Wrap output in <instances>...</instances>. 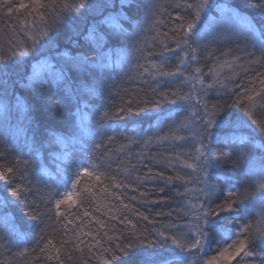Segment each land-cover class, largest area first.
Segmentation results:
<instances>
[{
    "label": "trees",
    "instance_id": "16d2710c",
    "mask_svg": "<svg viewBox=\"0 0 264 264\" xmlns=\"http://www.w3.org/2000/svg\"><path fill=\"white\" fill-rule=\"evenodd\" d=\"M32 2L0 0V56L8 58L12 69L3 78L6 83L0 85V104H8L10 109L7 113L0 109V145L6 140L10 142L9 147H0L5 153L0 157V167L15 165L20 160L17 167L24 169L23 162L30 159L29 150L24 147L25 137L31 138L36 127L34 122L71 134L75 113L77 124L82 121L89 134L74 142L69 135L66 148L60 144L46 145L40 163H30L23 179L17 174L16 183L22 186V201L11 196V186L0 182V264H105V261L108 264H166L172 261L174 258L168 248L152 241L158 238V232L168 234L178 228L186 232L194 230L195 212L189 214L185 209L205 203L199 191L204 188L203 174L185 166L187 162L196 167L195 161L187 159L189 154H194L196 143V122L191 113L202 114L204 105L209 111L213 105L225 106L235 117L248 122L250 127L241 132L247 136L248 131L256 132L255 125H251L241 108L227 107L245 98L244 106L249 108L252 118L264 120V100L257 97L249 104L245 93L252 87L259 90L264 66L249 64L246 57L241 61L234 59L236 55L243 56L240 51L244 48L243 34L251 39L255 35L253 30L264 29V7L256 0H213L214 7L209 15L218 19L234 15L231 23L237 35L219 36L216 43H209L207 52L201 49L191 53L189 50L185 55V51L176 48L183 35L178 26L193 19L195 5L200 0H127L123 6L121 0H114L107 8L95 11L70 8L62 11V4L71 5L74 0H56L54 8L40 10L45 17L43 21L31 7H19ZM188 4L193 7L188 8ZM101 13L114 17L111 24L104 25L105 33L118 32L122 28L123 34L110 39L102 49L107 67L99 70L103 84L96 95L89 97L80 90L82 85H93L86 73L75 74L59 86L54 82V70L48 65L59 67L56 49L41 48L39 53H30L25 63L19 66L14 63L12 52L24 46L31 50L32 37L38 38L41 30L56 34L59 51L63 52L70 43L69 37L84 33L101 19ZM177 16L183 17V21H177ZM33 23L35 28L31 26ZM208 40L210 42L212 36ZM73 49L96 57L83 37L79 48L73 46ZM223 52L230 54L224 56ZM45 57L49 58L47 63ZM177 65L182 68L177 69ZM34 69L46 79L42 97L24 87L27 83L25 73L31 74ZM173 71L178 74L161 75ZM65 88L83 96L88 107L85 109L82 102L80 111L76 112V102L64 95ZM173 92H176L175 97ZM172 99L177 103H171ZM17 101L23 107H17ZM155 101L160 102L159 107ZM28 107L31 110L26 116ZM104 112H108L109 117L101 120ZM117 112L119 117L113 115ZM261 141L264 135L257 133L254 141L257 146L250 152L257 166L264 165ZM220 150L235 160L240 148L228 145L221 146ZM65 152L75 160L82 159L85 164L90 159L98 166L96 174L101 176V181L95 176H81L80 183L73 188L76 177L72 171L65 175L63 169L67 166L60 159ZM76 167L73 165V169ZM149 170L153 177L157 172L165 177L179 173L182 179L174 184L160 178L146 179ZM242 170L246 171V163L234 167L231 162H224L212 170L211 183L223 186L226 176L235 181V174ZM248 184L251 180L238 186ZM85 189L87 195L83 194ZM178 190L184 195H177ZM226 190L217 195L223 196ZM252 190L249 188V192ZM65 191L71 192L72 202L61 204L62 215L57 216L54 201L62 199ZM141 192L145 193L143 197ZM244 208L242 222L250 224L253 230L264 229V203L259 199L246 200ZM25 213L38 219L32 220ZM237 230L230 221H225L223 227L218 226L204 251L189 257L192 264L219 259L220 252L238 238ZM115 237L120 240L116 241ZM136 237L145 243L127 253L116 249L118 242L126 244ZM49 240L55 247L48 243ZM237 262L264 264V243L256 239L248 255L237 257L232 264ZM220 264L226 262L220 259Z\"/></svg>",
    "mask_w": 264,
    "mask_h": 264
},
{
    "label": "snow or ice",
    "instance_id": "6c2138e0",
    "mask_svg": "<svg viewBox=\"0 0 264 264\" xmlns=\"http://www.w3.org/2000/svg\"><path fill=\"white\" fill-rule=\"evenodd\" d=\"M127 0H121V6L126 3ZM7 3V0H5ZM56 0H33L31 5L21 4L19 7L31 9L38 14L41 21L45 19L44 14L40 12L41 9H46L48 7H55ZM110 3H114V0H74L71 5L62 4L61 9L67 10H92L95 11L97 8H107ZM256 3L264 7V0H256ZM188 8H192V4L187 5ZM214 7L213 0H200L198 4L195 5V14L191 21L186 24L181 22L178 26V31L183 30V35L176 43V48L185 51V55L191 53H197L201 49L207 52L209 43H216L217 37L224 35H237L233 30L231 21L235 19L234 15H229L227 17L221 16L219 19L214 15H209ZM227 11H231L230 9ZM12 8H8V14L11 15ZM114 17L109 14L104 16L101 13V19L97 21L92 27L86 28L84 33H76L74 36L69 37V45L65 47L63 52L59 51L58 36L47 29L41 30L39 37H32V49L30 50L27 46L19 47L18 50L12 52V57L14 58V63L19 66L25 63V58H27L30 53H39L41 48H46L48 50H57V59L59 67L56 64H49L48 66L54 70V82L59 86L65 83L71 76L78 73H86L91 77L93 81L92 86L82 85L81 92L87 94V96L96 95L97 91L102 88L103 80L100 74V69L107 67L105 61V54L102 49L106 46L107 42L113 37L119 38L123 34V29L120 28L118 32L105 33L102 29L104 25L111 24ZM177 21H183V17H175ZM198 24L201 26L198 27ZM33 28L36 27L35 23L31 25ZM255 35L249 39L247 34L244 35V48L240 49L243 56L236 55L234 59L237 61L244 60L247 58V63L258 64L264 66V29L253 30ZM212 36V40L209 42L208 37ZM81 37L91 45L92 51L96 53V57H90L87 52L74 51L75 48H79ZM43 41V43H41ZM40 45L39 48L36 46ZM167 47V46H166ZM230 52H223L222 55L228 56ZM48 57L44 58L45 63L48 61ZM218 59V57H217ZM39 64L40 61H37ZM243 67V64L240 65ZM182 68V65H177V69ZM12 69L9 67V60L4 56H0V85L6 83L3 79L8 76ZM177 71L169 73H161V75L176 76ZM25 78L27 83L24 87L31 89L38 97L43 96V89L47 86L45 77H42L38 71L35 69L31 74L25 73ZM238 83V82H237ZM255 84V81L252 82ZM261 87L257 90L255 87L251 89H246V100L249 104L256 101L257 97L264 100V79L259 80ZM238 86L239 83H238ZM212 87V85H209ZM64 95L69 99H74L76 102V112L80 111V104L83 102L85 109L88 107L87 101L83 99V96L76 95L70 88H65ZM172 96H176V92L172 93ZM183 99V98H182ZM171 103H177L176 99H172ZM147 103V101L145 102ZM157 107H159V101H155ZM245 105V98L238 99L236 103L228 105V108H241L245 115L251 121V125H255L256 132L248 131L247 136L241 135V132L247 130L250 125L244 119L235 117L234 113L227 111L225 106H212V110L209 111L207 106L204 105V112L201 114L198 111L191 113V118L196 122V132L195 140L196 143L193 145L194 154H189L187 159L195 161L196 167H193L192 163L185 164L188 168H193L194 171L197 169L203 174L201 183L204 184V188L199 189L203 194L205 203H201L198 207L193 205L190 209L186 208L189 214L195 212L196 225L194 230L186 232L182 228H178L175 231H169L168 234L164 232L157 233V239L153 240L152 243H158L162 247L168 248L172 257L174 258L166 264H192L189 259L190 256L194 255L196 252H203L204 248L209 245L215 233L218 231V226L223 227L225 221H230L233 227L237 228L236 236L237 239L225 247L220 252L219 259L207 261L206 264H220V259L226 262V264H232L237 257H243L248 255L250 250V245L258 239L261 243H264V229L253 230L250 224H244L242 221L244 219L245 208L244 201L249 200L255 202L259 199L264 203V165L257 166L255 163V158L250 155L251 149L255 148L257 145L254 141L257 139V133L264 135V120L258 121L252 118V113L249 108ZM17 107H23L17 101ZM0 109L7 113L9 109L8 104H0ZM30 107L26 108V116L30 112ZM128 108V111H131ZM124 109L121 108L120 112ZM119 117L120 113L115 114ZM109 113L104 112L101 115V120L108 118ZM36 124L35 129L32 132L31 138L25 137L24 147L29 150L30 159L25 160L24 169L21 170L17 165L21 163L17 160L15 165H10L7 167H0V182L4 185L11 186V196L17 201L23 200L22 186L16 183L17 174L19 173L20 178H24V174L27 171L30 163H40L42 156V149L47 145L51 147L55 144H60L63 147H67L69 142V135H71L73 142L77 139L82 138L89 134L86 125L81 123L77 124L75 119V113L73 114L72 127L74 129L73 133H61L53 127H42L39 122H34ZM185 126V125H181ZM111 139V138H109ZM10 142L5 141L0 147H9ZM198 145V146H196ZM228 145H238L240 151L238 152L235 160H232L230 154H224L220 149L221 146ZM260 146L264 147V141L260 142ZM82 151H86L83 150ZM32 153H35L33 156ZM5 153L0 151V157H3ZM60 159L67 166L63 171L65 175L69 171L73 172L76 179L72 182V187L76 188L80 183V177H93L99 182L101 181V176L96 174L98 171V166L93 165L89 159L88 163L85 164L82 159L75 160L71 155L65 152ZM224 162H231L234 167H238L241 163H246V171L241 173H236L237 179L233 181L230 177H225V185L218 187L216 184L211 183L214 178L212 176V170L220 167ZM73 165H77L73 169ZM92 169L91 171L89 169ZM114 178V177H113ZM150 178H160L165 179L169 183H173L177 180H181L182 177L177 173L175 176L165 177L162 172L155 173V177L152 176L151 170H149ZM251 180V184L246 187H241L238 185H244L245 181ZM231 187H227V185ZM175 186V185H174ZM119 187V185H115ZM227 188L223 196L217 195ZM249 188L253 190L249 192ZM84 195L88 194V190H84ZM141 197L145 195L144 192L140 193ZM177 195H184L179 190ZM135 199V197H133ZM72 202V194L69 191L63 193L62 199H56L54 201L56 215L61 216L60 211L61 204H69ZM74 203V202H73ZM127 207V205H125ZM229 215H223V214ZM25 215H29L25 213ZM87 215V213H85ZM32 220H37L38 217L35 215H29ZM145 220L148 219L147 216L143 217ZM131 224V221H128ZM134 228L135 225H132ZM95 240L96 238L93 237ZM111 240L112 237H109ZM116 241H119V237H115ZM231 239V236L229 237ZM99 243L100 241H96ZM48 243L52 244L49 240ZM145 241L140 237H136L134 241H129L128 243L118 242L116 244V249L121 253H127L130 249L144 244ZM231 249V250H230ZM44 251V249H41ZM111 251V249H109ZM59 256V249H57V257ZM113 259H115V253H113ZM105 264H108L105 261ZM238 264V262H237Z\"/></svg>",
    "mask_w": 264,
    "mask_h": 264
}]
</instances>
